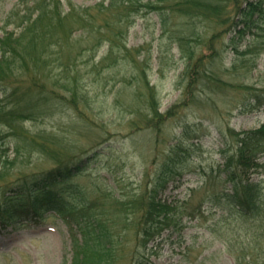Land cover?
<instances>
[{
    "label": "rangeland",
    "instance_id": "obj_1",
    "mask_svg": "<svg viewBox=\"0 0 264 264\" xmlns=\"http://www.w3.org/2000/svg\"><path fill=\"white\" fill-rule=\"evenodd\" d=\"M17 1L0 0V35L4 29L21 30L16 27V23L7 26L3 22ZM225 1L226 14L230 15L234 10L233 1ZM100 2L106 4L107 0H61L60 3L65 14L73 5L95 8ZM142 2L146 3L147 0ZM174 4L175 0H171L169 8ZM92 12L96 13V9ZM175 14L178 16L172 18V26L179 27L185 17L180 16V12ZM158 18V13L148 8L135 15L126 41L127 50H116L113 54L116 60L111 59L108 64L101 62L107 53L106 46H100L96 53L91 50L83 51L77 58L75 52L66 50L64 60L67 61L69 57L74 59L76 67H70L69 72L68 69L59 68L55 71L59 73L56 75L69 81L76 80L82 85V93H85L87 100L81 99L77 110L75 105L57 97L59 101L55 102L59 106L52 108L53 113L25 122L23 128L30 134L24 133L29 137L32 134L56 135L61 140H66L64 144L72 143L69 148L73 155L94 145L93 151H99L100 154L82 176L71 181L87 184L95 196L101 194L97 192L98 188L102 190L105 193L103 200L107 204V211L118 208L120 201L134 198L159 182L163 176V162L168 160L161 151L168 153L172 148L169 144L174 146L179 143L173 156H181V160L186 161V165L182 167L183 175L180 178L164 175L167 183L160 191L159 198L179 207L190 204L198 207L202 214L190 216L185 211L179 217V214L173 215L171 211L169 224L161 230V235L147 242V247L132 225L124 226L120 219H112L110 226L112 233L116 235L115 239L122 244L127 241L126 245L120 247L124 250L120 249V253L118 252L120 264H255V260L264 264V254L258 251L250 253L249 243L245 242L247 238H243L245 233L237 231L239 223L236 219H220L223 210L212 206L213 202L207 198L211 187L204 186L202 177L204 169L209 171L213 168L216 171L221 168L224 162L222 149L228 151L232 147L234 150L235 144L226 134L229 126L236 132L260 128L264 123V106L243 111L241 102L248 100L251 93L227 87L212 93L196 86L195 97L190 94L186 96L189 79L183 75L186 66L184 54L172 42V32L163 35ZM193 21L201 30V37H195L206 39L210 33L220 31L223 45L230 41L233 33L227 32L226 26L223 28L215 22L201 19ZM82 34V30L78 28L64 45L67 47L68 41L75 45L84 43L81 40L84 37ZM248 38L247 35L246 40L239 43L240 49L245 48ZM262 38L264 39V35ZM193 41L191 48L194 51L199 53L203 50L201 41L195 38ZM232 55L231 50L226 52L224 61L228 65ZM242 60L247 61L244 58ZM255 64L256 67L252 68L243 81L259 86L260 80L264 79V53ZM229 73L224 76L226 80L236 74ZM236 80L240 81V78L237 77ZM52 87L53 83L49 82L47 90ZM55 90L58 91L55 93L58 96L63 94L71 97L59 87ZM153 101L159 106L160 113L173 108L178 101L182 106L175 110L173 117L167 119L166 123L159 122L160 128H149L145 123L154 114L151 106ZM86 118H91V121L94 119L103 126L97 127V124L87 122ZM159 129L168 132L167 136L172 138V132H176L178 138L169 140L168 144L158 143L156 146ZM21 132L23 133L20 129L17 132L19 135L7 145L6 155L10 160H15L8 165L10 172L7 179H11V182L19 179L22 174L51 169L58 164L44 157L37 148L30 152V147L26 148V144L24 147L18 146L20 153L16 158L15 143L21 145L19 139L24 138ZM56 146L61 147L60 144ZM261 162L264 163V156ZM262 170V173L251 174V180L264 178V166ZM226 186L231 188L229 183ZM97 201H102V196ZM8 208L13 213L28 210L22 214H30L29 219L24 220L18 218L9 221L5 215L7 213L1 218L0 264H72V236L60 217L50 215L49 211L35 213L31 210L30 201L13 202ZM132 211L125 209L126 213L120 218L133 220L137 215ZM114 222L116 223L113 224ZM248 238L250 239L249 235ZM262 241L264 245V239ZM245 256L247 257L244 258Z\"/></svg>",
    "mask_w": 264,
    "mask_h": 264
},
{
    "label": "trees",
    "instance_id": "obj_2",
    "mask_svg": "<svg viewBox=\"0 0 264 264\" xmlns=\"http://www.w3.org/2000/svg\"><path fill=\"white\" fill-rule=\"evenodd\" d=\"M142 1L107 0L106 4L100 2L95 8H79L73 5L72 9L64 14L61 0H18L3 20L4 25L16 23V27L21 30L4 29L0 35V220L5 213L9 221L18 218L29 219V212L22 214L28 210L13 213L8 208L10 203L29 201L31 210L35 213L49 211L50 215L60 217L72 236V264H120L118 252L120 253V249L124 250L120 247L126 245L127 241L122 244L120 240L115 239L116 235L112 233L110 226L112 219H120L124 226L132 225L143 238V245L147 247V242L161 235V230L167 227L171 211L173 215L179 214V217H182L185 211H188L190 216L202 213L198 207L190 204L179 207L174 206L173 202L159 198L160 191L167 183L165 176L180 178L183 175L182 167L186 165V161L181 160V156H173V151L179 143L174 146L169 144L172 148L168 153L161 151L166 154L168 160L163 162L164 171L159 182L134 198L120 201L118 208L110 212L107 211V204L103 200L105 193L102 190L98 188L97 192L101 194L95 196L87 184L71 181L82 176L100 154L99 151H93L94 145L73 155L69 148L72 143L64 144L66 140H61L56 135L32 134L29 137L25 134L28 131L23 128L24 123L40 115H51L52 108L59 106L55 102L59 101L58 98L61 97L75 105L77 110L80 100H87L85 93H82V85L76 80L69 81L56 75L59 73L55 71L59 68L68 69L69 72L70 67H76L74 59L69 57L67 61L64 60L66 50L75 52L77 58L83 51L91 50L96 53L100 46H106L107 53L101 62L108 64L111 59L115 61L113 54L116 50H127L126 41L133 24L132 18L140 14L142 9L148 8L158 13L163 35L172 32V42L177 44L179 52L184 54L186 66L183 75L189 79L186 96L190 94L195 97L196 86L212 93L227 87L251 93L248 100L241 102L243 111L264 106V79L260 80L259 86L243 81L264 53V0H232L234 10L230 15L226 14L225 0H175L171 9L168 6L171 0H147L146 3ZM94 9L96 13L92 12ZM176 12L185 17L179 27L172 26V18L178 16ZM194 19L215 22L223 28L226 26L225 30L233 33L228 44L223 45L220 31L210 33L206 39L199 38L201 30ZM78 28L82 30L84 37L81 40L84 43L75 45L68 41L66 47L64 42L71 38ZM196 35L199 37H195ZM247 35L249 38L245 48L240 49L239 43L243 39L246 40ZM194 38L201 41L203 50L199 53L191 48ZM229 50L233 55L228 65L224 59ZM242 58L247 61L244 62ZM229 72L236 74L234 77L229 75L232 78L226 80L224 76L230 74ZM237 77L241 82L236 80ZM49 82L53 83V87L48 91ZM57 87L65 90L71 97L56 95ZM151 106L154 114L152 119L145 123L149 128L158 127L159 122L166 123L182 103L178 101L173 108L162 113L154 101ZM90 119L86 118L87 122L97 124V127L103 126ZM20 129L24 138L19 139L21 145L15 143L16 158L20 153L18 146L24 147L26 144V148L30 147V152L37 148L44 157L58 164L51 169L22 174L19 179L11 182V179H7L10 172L8 165L15 160H10L6 155L7 145L19 135L17 132ZM172 133L173 138L167 136L168 132L159 129L156 146L158 143L168 144L169 140H176V132ZM226 134L234 142V150L232 147L228 151L221 150L224 162L218 170L211 168L209 171H202L204 186L211 187L207 198L213 202L212 206L223 210L221 220L236 219L239 223L237 231L245 233L243 238H247L245 242L249 243L251 254L257 251L264 254V178L251 180V174L263 172L264 163L261 160L264 156V123L258 129L240 132L229 126ZM57 144L61 147H57ZM227 183L231 188L226 186ZM101 196L102 201L98 202L97 198ZM125 209H132L137 217L129 221L120 218L126 213ZM255 264L261 263L255 260Z\"/></svg>",
    "mask_w": 264,
    "mask_h": 264
}]
</instances>
